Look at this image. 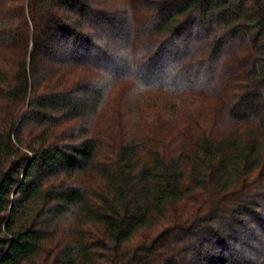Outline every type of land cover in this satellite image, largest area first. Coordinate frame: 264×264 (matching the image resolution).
Returning <instances> with one entry per match:
<instances>
[{"label": "trees", "instance_id": "1", "mask_svg": "<svg viewBox=\"0 0 264 264\" xmlns=\"http://www.w3.org/2000/svg\"><path fill=\"white\" fill-rule=\"evenodd\" d=\"M0 264H264V0H0Z\"/></svg>", "mask_w": 264, "mask_h": 264}]
</instances>
